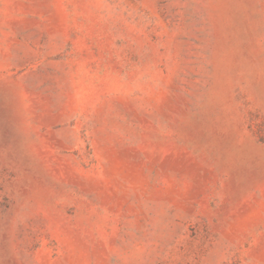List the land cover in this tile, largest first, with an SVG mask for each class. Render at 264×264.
Returning a JSON list of instances; mask_svg holds the SVG:
<instances>
[{
    "label": "rangeland",
    "instance_id": "obj_1",
    "mask_svg": "<svg viewBox=\"0 0 264 264\" xmlns=\"http://www.w3.org/2000/svg\"><path fill=\"white\" fill-rule=\"evenodd\" d=\"M0 264H264V0H0Z\"/></svg>",
    "mask_w": 264,
    "mask_h": 264
}]
</instances>
